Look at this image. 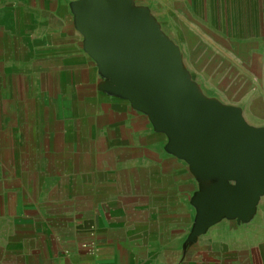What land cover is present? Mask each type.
I'll return each mask as SVG.
<instances>
[{
  "label": "crops",
  "instance_id": "crops-1",
  "mask_svg": "<svg viewBox=\"0 0 264 264\" xmlns=\"http://www.w3.org/2000/svg\"><path fill=\"white\" fill-rule=\"evenodd\" d=\"M86 1L0 0V264H264V188L218 213L237 179L123 91ZM149 1L177 112L264 134V0Z\"/></svg>",
  "mask_w": 264,
  "mask_h": 264
},
{
  "label": "water",
  "instance_id": "water-1",
  "mask_svg": "<svg viewBox=\"0 0 264 264\" xmlns=\"http://www.w3.org/2000/svg\"><path fill=\"white\" fill-rule=\"evenodd\" d=\"M86 5L90 10L88 30L92 33L94 43L98 45L99 58L107 66L108 72L120 78V87L123 91L127 92L133 101L145 104L153 113L155 112V115L158 113L162 116L161 119L164 120V115H167L165 117L171 120L168 127L159 123L160 119L155 116L157 123L173 136L176 144L187 152L199 167L219 172L227 178L237 179L238 188L226 191L218 213H233L241 204L249 203L254 191L264 188V135L249 130L241 123L237 124L238 126L224 124L227 116L222 112L228 111L210 112L211 114L208 115L210 120L207 121V126L203 130L183 123L180 120L183 116L181 112L189 116L193 111L186 109L187 102H180L181 107L178 110L180 112L174 108L177 88L173 80L176 76L168 45L154 34V30L151 32L149 28L147 29L140 18L137 19L140 23L139 27L137 26L139 35H137L139 38L137 42L140 43L134 44L130 31L134 23L131 24L130 14L122 16L126 23L122 24V32H117L113 26H110L109 20L104 19V17L108 18L109 10H106L103 0H87ZM148 34L154 37L152 41H148ZM148 43H153L150 49ZM162 64H170L172 67L163 70ZM134 71L139 74L136 88L131 87V84L136 81L132 80ZM147 79L153 85L151 89L147 87ZM164 112L167 113L164 114ZM217 116L222 117L223 120L215 124L212 118ZM186 131L206 134L208 143L206 142L203 151L196 149L192 138L181 134ZM227 132L237 133L234 141L224 137ZM214 135L218 137V140L211 143ZM252 136L259 140L255 145L247 139ZM202 140L201 145L205 142L203 136Z\"/></svg>",
  "mask_w": 264,
  "mask_h": 264
},
{
  "label": "rangeland",
  "instance_id": "rangeland-1",
  "mask_svg": "<svg viewBox=\"0 0 264 264\" xmlns=\"http://www.w3.org/2000/svg\"><path fill=\"white\" fill-rule=\"evenodd\" d=\"M139 1H142V0H103V3L105 5L106 10H109L108 11L109 12L108 18L104 17V19L109 20L110 26H113L115 31L122 32L121 31L123 28L122 24L126 23L123 21L122 16H125L126 14H130L131 19H132L131 24L134 23L132 25V27L130 28L131 34L133 36L132 39L134 40V42L132 41V43H134V44L140 43V42H137V41H139V38H137L138 27H139L138 25L140 24L137 19H139V18L142 19L143 23L146 24L147 29L149 28L151 30V32H152V30H154V32H155L154 34L155 35L157 34L158 38L160 39V35L158 34L157 30H155V28H154V22H150L151 18H152V16H151L152 12H154L155 9L159 8L160 6L155 2H150L149 0H144L145 5H141V7L139 9V7H138ZM138 13H142L147 17L145 19H143L142 17H139ZM133 20H136V21H133ZM147 37H148L147 38L148 41H152L154 39V37L151 34H148ZM148 45H149V49H150L151 45L153 46V43H148ZM157 66L159 67L160 65H157ZM162 66L164 68L163 70H168V68L172 67V65H170V64H167V65L162 64ZM192 71L198 72L199 70H197V68H192ZM132 75L134 76V78H132V80H136V81H134V84H131V87L136 88V86H137L136 82H137V79L139 77V74L137 71L136 72L134 71V73ZM152 78L154 79L153 76H152ZM147 82H148L147 83L148 89H151L153 87L152 83H150L148 81V79H147ZM148 110H150V112H153V111H151L150 108H148ZM165 113H167V112H164V114ZM216 113L218 114V112H216ZM222 113L227 116L226 119H224V120H226L224 124L229 125V126H233V125H237V124L240 125V123H241L242 125H244L246 128L249 129V127L244 124V120L242 119V116H240L241 112H226V113L222 112ZM154 114H155V112H154ZM168 114H170V113L168 112ZM181 114L183 115L182 116L183 118L181 117L180 120L183 121V123H187L196 129L200 128L199 130H203L207 126V121L210 120L208 115L211 113L201 111V112H190L189 116L184 115L182 112H181ZM155 116H158V118L160 119L159 123H162L164 127H166V125H167V127L169 126L171 120H170V118L165 117L167 115H164V117H163L164 120L161 119L162 116H159L158 113ZM168 116H170V115H168ZM214 119H216V120H214ZM222 120L223 119L220 116L212 118V122L214 121L213 123H215V124H217L219 121L221 122ZM228 130H229V128H228ZM181 134L185 137L192 138L194 140L193 142H194L196 149H198L200 151H203L204 150L203 148L206 147V142L208 143V141H207L208 138H207L206 134H203L200 132L199 133H191L189 131H186V132L181 133ZM262 135H264V134H262ZM202 136L204 137L205 142L201 145V141H203ZM235 136H237V133L235 134L233 132H227L224 137L229 141H234ZM217 138L218 137L216 135L212 136L211 143H214V141L218 140ZM247 139L249 141H252L254 145L257 144V141H259L258 138L255 136L248 137ZM199 145H200V147H199Z\"/></svg>",
  "mask_w": 264,
  "mask_h": 264
}]
</instances>
